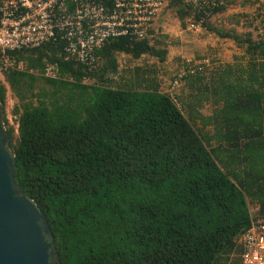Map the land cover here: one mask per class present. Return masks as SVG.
<instances>
[{
	"label": "trees",
	"instance_id": "trees-1",
	"mask_svg": "<svg viewBox=\"0 0 264 264\" xmlns=\"http://www.w3.org/2000/svg\"><path fill=\"white\" fill-rule=\"evenodd\" d=\"M216 1L200 10L173 0L168 10L183 28L193 18L235 41L247 61L212 78L188 63L179 95L152 71L119 75L122 55L167 60L155 28L152 39L111 40L92 66L53 42L9 53L14 67L1 62L19 100L17 131L0 83L17 184L43 212L59 264H243L250 209L264 213V3L250 21L257 35L242 36L211 23L230 4Z\"/></svg>",
	"mask_w": 264,
	"mask_h": 264
},
{
	"label": "built area",
	"instance_id": "built-area-1",
	"mask_svg": "<svg viewBox=\"0 0 264 264\" xmlns=\"http://www.w3.org/2000/svg\"><path fill=\"white\" fill-rule=\"evenodd\" d=\"M173 0H2L0 5V73L2 63L14 67L11 52L63 43L68 57L92 66L97 52L125 36L152 39L155 21ZM200 10L216 0H183ZM202 27L191 22L190 27ZM198 67V65H195ZM201 66V65H199ZM19 68H23L19 64ZM179 75L175 87L181 85ZM251 228L243 237V264H264V213L251 212Z\"/></svg>",
	"mask_w": 264,
	"mask_h": 264
},
{
	"label": "rangeland",
	"instance_id": "rangeland-1",
	"mask_svg": "<svg viewBox=\"0 0 264 264\" xmlns=\"http://www.w3.org/2000/svg\"><path fill=\"white\" fill-rule=\"evenodd\" d=\"M227 1L230 4L226 11L212 18L211 23L218 29L235 30L242 36L249 31L256 36L257 34L250 21L260 13L264 0ZM170 4L159 15L153 26L156 30L157 39L168 46L167 60L161 62L159 58L151 56L133 60L129 56L122 55L119 57L120 77L135 80L137 70H140L142 74H146V71H152V75L163 82L164 91L172 95H179L186 87L184 88L183 84L174 87L172 81L177 74L184 73L188 63L206 65L208 68L207 75L211 78V74H215L221 65L233 64L236 59L239 62L241 60L242 63H246L247 60L244 59V56H246L245 49L238 46L235 41L220 39L203 27H197L196 24L195 28L190 27L191 22L194 21L193 18L188 21L187 27L183 28L174 10H168ZM223 22L226 24H223ZM48 75L53 74L48 71ZM0 83L4 84L8 90L5 104L6 117L10 125L18 131V116L14 115L13 110L19 100L2 73H0ZM35 88L36 93L40 94L43 90H48L42 81L38 82ZM258 208L260 207L252 206L250 211L254 212Z\"/></svg>",
	"mask_w": 264,
	"mask_h": 264
},
{
	"label": "water",
	"instance_id": "water-1",
	"mask_svg": "<svg viewBox=\"0 0 264 264\" xmlns=\"http://www.w3.org/2000/svg\"><path fill=\"white\" fill-rule=\"evenodd\" d=\"M0 103V264H59L51 229L17 184L16 157Z\"/></svg>",
	"mask_w": 264,
	"mask_h": 264
},
{
	"label": "flooded vegetation",
	"instance_id": "flooded-vegetation-1",
	"mask_svg": "<svg viewBox=\"0 0 264 264\" xmlns=\"http://www.w3.org/2000/svg\"><path fill=\"white\" fill-rule=\"evenodd\" d=\"M1 103V102H0Z\"/></svg>",
	"mask_w": 264,
	"mask_h": 264
}]
</instances>
